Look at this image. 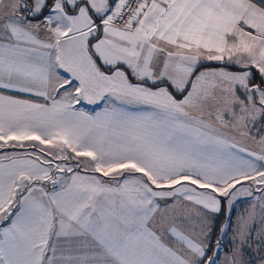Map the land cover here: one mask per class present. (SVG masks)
Listing matches in <instances>:
<instances>
[{
  "label": "snow or ice",
  "instance_id": "1",
  "mask_svg": "<svg viewBox=\"0 0 264 264\" xmlns=\"http://www.w3.org/2000/svg\"><path fill=\"white\" fill-rule=\"evenodd\" d=\"M0 264H264V0H0Z\"/></svg>",
  "mask_w": 264,
  "mask_h": 264
},
{
  "label": "crops",
  "instance_id": "2",
  "mask_svg": "<svg viewBox=\"0 0 264 264\" xmlns=\"http://www.w3.org/2000/svg\"><path fill=\"white\" fill-rule=\"evenodd\" d=\"M91 107H89V108H91ZM249 206H250V199L248 201H238L235 204L234 211L232 212V221H233V223L235 222L238 214L243 212V211H245V210H247L249 208ZM224 221H225V216H221L220 217L221 224H223ZM260 226H261V217H260V214H259V209H257V214H256V217H255V228L253 229V238L254 239L251 242L252 245H253V248L256 247L255 237H257L259 235V233L256 231V229L260 228ZM219 235H220V238H221V234H219ZM233 235H234L233 231L229 230L225 235H223L222 243H224L226 245H229V241L232 240ZM53 242L55 243V239L53 240ZM76 246L78 247L79 244L77 243ZM229 246H231V245H229Z\"/></svg>",
  "mask_w": 264,
  "mask_h": 264
},
{
  "label": "trees",
  "instance_id": "3",
  "mask_svg": "<svg viewBox=\"0 0 264 264\" xmlns=\"http://www.w3.org/2000/svg\"><path fill=\"white\" fill-rule=\"evenodd\" d=\"M219 234H220V232H219V230H217L214 239H215V238H220V235H219Z\"/></svg>",
  "mask_w": 264,
  "mask_h": 264
},
{
  "label": "rangeland",
  "instance_id": "4",
  "mask_svg": "<svg viewBox=\"0 0 264 264\" xmlns=\"http://www.w3.org/2000/svg\"><path fill=\"white\" fill-rule=\"evenodd\" d=\"M88 107H91V106H88Z\"/></svg>",
  "mask_w": 264,
  "mask_h": 264
}]
</instances>
